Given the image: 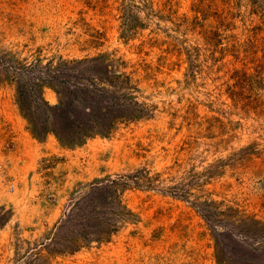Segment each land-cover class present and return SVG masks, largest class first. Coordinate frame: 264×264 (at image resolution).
Here are the masks:
<instances>
[{"label":"rangeland","instance_id":"rangeland-1","mask_svg":"<svg viewBox=\"0 0 264 264\" xmlns=\"http://www.w3.org/2000/svg\"><path fill=\"white\" fill-rule=\"evenodd\" d=\"M23 80L108 131L37 139ZM0 264H264V0H0Z\"/></svg>","mask_w":264,"mask_h":264},{"label":"trees","instance_id":"trees-1","mask_svg":"<svg viewBox=\"0 0 264 264\" xmlns=\"http://www.w3.org/2000/svg\"><path fill=\"white\" fill-rule=\"evenodd\" d=\"M31 83L23 80L19 84L18 103L29 123L31 133L37 139L42 137L40 135L41 132L52 133L61 145L72 146L81 143L90 135L105 134L108 131L103 128L110 126L112 120L106 116V107L97 109V106L93 107L90 104H84L81 102L82 96L75 95V92L68 90L64 93L58 87L50 85L49 83L59 96V102L55 105H50L39 96L35 95L31 98V95L34 94L32 92L34 85L31 86ZM97 90L100 91L99 89ZM98 95L95 94V96ZM25 103L28 105L26 106ZM97 200L93 199L91 201V208L95 213H97L98 206H100ZM106 200L103 199L102 201L108 203ZM97 204L98 206H95ZM90 219L97 220V216L95 215Z\"/></svg>","mask_w":264,"mask_h":264}]
</instances>
